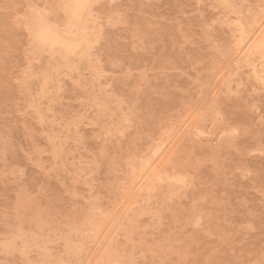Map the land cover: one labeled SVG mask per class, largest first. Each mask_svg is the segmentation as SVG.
<instances>
[{
  "label": "rangeland",
  "instance_id": "obj_1",
  "mask_svg": "<svg viewBox=\"0 0 264 264\" xmlns=\"http://www.w3.org/2000/svg\"><path fill=\"white\" fill-rule=\"evenodd\" d=\"M63 1L0 0V264H259L264 0Z\"/></svg>",
  "mask_w": 264,
  "mask_h": 264
},
{
  "label": "bare ground",
  "instance_id": "obj_2",
  "mask_svg": "<svg viewBox=\"0 0 264 264\" xmlns=\"http://www.w3.org/2000/svg\"><path fill=\"white\" fill-rule=\"evenodd\" d=\"M222 1L224 2V0H222ZM225 1H226V0H225ZM64 2H65V0L63 1V3H64ZM219 2H221V1H219ZM223 2H222V3H223ZM227 2H228V1H227ZM224 3H226V2H224ZM228 3H229V2H228ZM228 3H227V4H228ZM229 4H230V3H229ZM220 5H221V4H220ZM221 6L223 7V5H221ZM226 6H227V5H226ZM224 7H225V5H224ZM224 7H223V8H224ZM228 7H229V6H228ZM225 10H226V9H225ZM226 11H227V10H226ZM63 12L65 13V11H63ZM263 12H264V11H263ZM230 13H232V11H230ZM86 14H87V17H88V16H90L92 13L89 14V13L86 12ZM88 14H89V15H88ZM259 14H260V13H259ZM64 15L66 16V13H65ZM237 15H238V14H237ZM256 15H257V14H256ZM256 15H255V16H256ZM261 15H262V14H261ZM238 16H239V15H238ZM255 16H254V17H255ZM257 16H258V15H257ZM38 17H39V16H38ZM38 17H37V18H38ZM42 17H44V16L42 15ZM42 17H40V19H41ZM63 17H64V16H63ZM67 17H68V15H67ZM82 17H85V18H86V16H82ZM90 17H91V16H90ZM252 17H253V16H252ZM35 18H36V17H35ZM37 18L35 19V21L37 20ZM68 18H69V17H68ZM73 18H75L76 21H77V20L82 21V20L79 18V16H76V17H73ZM235 18H237V17H235ZM247 18H248V17H247ZM33 19H34V18H33ZM33 19H32V20H33ZM43 19H44V18H43ZM43 19H42V21H43ZM47 19H48V18H47ZM47 19H46V20H47ZM75 19H74V20H75ZM86 19H87V18H86ZM88 19H89V17H88ZM257 19H258V18H257ZM261 19H262V18H261ZM48 20H49V19H48ZM65 20H66V21L68 20L67 22H70L69 19H65ZM65 20H63V21H65ZM91 20H92V19H91ZM91 20H89V21H87V22H84V23H85V24H86V23H87V24H88V23L90 24V21H91ZM38 21H39V20H38ZM44 21H45V20H44ZM66 21H65V22H66ZM84 21H85V19H84ZM236 21H237V20H236ZM236 21H234L233 23H236ZM245 21H246V20H245ZM30 22H31V21H30ZM30 22H28V24H29ZM77 22H78V21H77ZM77 22H76V23H77ZM92 22H93V24L96 23V22H94V21H92ZM238 22H239V21H238ZM255 22H257V20H256ZM32 23H35V22L33 21ZM32 23H31L29 26L34 25V24H32ZM39 23H40V25H41V24L44 25V22H43V23L39 22ZM39 23L37 24L38 26H39ZM46 23H47V21H45V24H46ZM48 23H49V22H48ZM248 23H249V22H248ZM78 24H82V23H78ZM78 24H77V28H76V29H78ZM85 24H84L83 26H85ZM87 24H86V25H87ZM89 24H88V26H89ZM238 24H240V23H238ZM243 24H244V23H243ZM258 24H259V23H258ZM43 25H42V26H43ZM46 25H47V24H46ZM50 25H51V24H49V26H50ZM72 25H73V24H72ZM94 25H95V24H94ZM236 25H237V24H236ZM247 25H248V24H247ZM256 25H257V24H256ZM29 26H27V27H28V28H31V30L29 31V35H30V32H32L33 29H32V27H29ZM52 26H56V27H57L58 25H54V24H53ZM68 26H70V27H68ZM68 26L66 25V28L68 27L67 29L73 27V26H71V25H69V24H68ZM237 26H238V25H237ZM237 26H235V27L237 28ZM56 27H55V28H56ZM85 27L88 28L87 26H85ZM239 27H240V26H239ZM239 27H238L237 29H239ZM246 27H247V26H246ZM246 27H245V28H246ZM33 28H34V26H33ZM51 28L55 29L54 27H51ZM57 28H58V27H57ZM57 28H56V29H57ZM73 28H74V27H73ZM80 28H82V27H80ZM80 28H79V29H80ZM236 28H235V29H236ZM261 28H262V27H261ZM36 29H37V27H36ZM36 29L34 28V30H36ZM49 29H50V28H49ZM61 29L64 30L65 27H64V28H61ZM61 29H58V33L61 32V31H59V30H61ZM67 29H66V30H67ZM74 29H75V28H74ZM76 29H75V30H76ZM84 29H85V28H84ZM84 29H80L81 32H83V33L80 32L81 35H82V34H85L86 31L84 32V31H83ZM34 30H33V32H34ZM37 30H38V29H37ZM66 30H65V31H66ZM75 30H74V32H75ZM53 31H54V30H53ZM53 31L46 30V29H43V28H42L41 30L37 31V38H38V41H40L41 43H43V45L45 44L46 47H47V45H49V46H51V47H52V46H55V45H60V47H59V46H58V47L60 48V51H62V52H64V53H66V52H70V50L73 49V48H75V50H77L76 48L80 47V46H81V43H82V44L84 43V42H82L83 39L80 40L79 42H75V41L73 40V39H75V40L78 39V38L75 36V34L77 35L76 32H75V34L73 35V38H72V34L74 33V32H73V29H72L71 31H68V32H70V33H72V32H73V33H72V34L69 33L70 35H69V34H66V35H68V36L65 35V38H61V37H63V35H64L65 33H64V34L61 33L62 36H59L56 32H53ZM76 31H77V30H76ZM241 31H243V30L241 29L240 32H241ZM33 32H32V33H33ZM62 32H63V31H62ZM88 32H90V31H88ZM91 32H92V31H91ZM236 32L238 33V30H236ZM258 32H259V31H258ZM32 33H31V34H32ZM34 33H35V32H34ZM78 33H79V31H78ZM99 33H101V32H99ZM253 33H254V32H253ZM240 34H241V33H240ZM257 34H258V33H257ZM78 35H79V34H78ZM81 35H80V36H81ZM235 35H236V33H235ZM238 35H239V34H238ZM244 35H245V33H244ZM248 35H249V34H248ZM32 36H33V34H32ZM32 36H30L31 39L33 38ZM70 36H71V37H70ZM74 36H75L76 38H75ZM86 36H87V35H86ZM239 36H240V35H239ZM263 36H264V35H263ZM34 37H35V36H34ZM66 37H67V38H66ZM78 37H79V36H78ZM83 37H84V35L81 36V38H83ZM84 38H85V37H84ZM91 38H92V36H91ZM91 38H90L88 41L91 42ZM239 38H240V37H239ZM255 38H256V37H255ZM255 38H254V39H255ZM33 39H34V38H33ZM61 39H62V41H61ZM79 39H80V38H79ZM86 39H87V38H86ZM241 39H242V38H241ZM254 39H253V40H254ZM35 40H36V39H35ZM236 40H237V39H235L234 41L236 42ZM238 40L240 41V39H238ZM259 40H260V39H259ZM90 42H89V44H87V45H90ZM237 42H238V41H237ZM259 42L261 43V41H259ZM32 43H33V42H32ZM240 43H241V41H240ZM249 43H250V42H249ZM251 43H252V41H251ZM38 44H39V43H38ZM236 44H237V43H236ZM41 45H42V44H41ZM240 45H241V44H240ZM240 45H239V47H240ZM248 45H249V44H248ZM248 45H246V47H247ZM253 45H254V44H253ZM257 45H259V43H257ZM37 46H38V45H37ZM49 46H48V47H49ZM73 46H74V47H73ZM84 46H85V45H84ZM234 46H235V45H234ZM254 46H255V45H254ZM254 46H252V47H254ZM89 47H90V46H87V49H88ZM259 47H260V46H259ZM35 48L37 49L38 47H35ZM39 48H40V46H39ZM39 48H38V49H39ZM43 48H45V47L43 46L42 49H43ZM52 48H56V47H52ZM52 48H50V49H52ZM85 48H86V46H85ZM237 48H238V47H237ZM240 48H241V47H240ZM254 48H255V47H254ZM256 48H257V47H256ZM256 48H255V49H256ZM263 48H264V47H263ZM42 49H40V50H38V51H41ZM46 49H47V48H46ZM50 49H48V50H50ZM79 49H80V48H79ZM246 49H247V48H245L244 50H246ZM248 49H249V48H248ZM260 49H261V48H260ZM260 49H259V50H260ZM73 50H74V49H73ZM73 50H71V51H73ZM81 50H82V49H81ZM81 50H80V51H81ZM126 50H128V49H126ZM233 50H234V48H233ZM239 50H240V49H239ZM244 50H243V52H244ZM45 51H46V50H45ZM45 51L43 50V52H45ZM52 51H54V50H52ZM57 51H58V50H57ZM57 51H55V52H57ZM82 51H83V50H82ZM252 51H253V50H252ZM41 52H42V51H41ZM55 52H54V53H55ZM75 52H76V51H75ZM75 52H74V53H75ZM243 52H242V53H243ZM260 52H261V51H259V53H260ZM50 53H51V52H50ZM54 53H52V54H54ZM71 53H72V52H71ZM81 53H85V52H81ZM245 53H246V52H245ZM259 53H258V54L255 53L254 55H258V56H259ZM55 54L57 55V53H55ZM59 54H60V52H59ZM59 54H58V55H59ZM78 54H80V53H78ZM233 54H234V53H233ZM233 54H232V55H233ZM250 54H251V53H250ZM252 54H253V53H252ZM260 54H263V53H260ZM74 55H75V54H73V56H74ZM80 55H81V54H80ZM245 55H246V54H245ZM51 56H52V55H50V57H51ZM63 56H64V55H63ZM66 56H67V55H66ZM59 57H61V56H59ZM64 57H65V56H64ZM79 57H80V56H78V58H79ZM84 57H85V55H84ZM84 57H83V58H84ZM261 57H262V55H261ZM51 58H53V57H51ZM54 58H55V57H54ZM57 58H58V57H57ZM81 58H82V57H81ZM244 58H245V57H244ZM55 59H56V58H55ZM55 59H54V60H55ZM60 59H61V58H60ZM66 59H67V58H66ZM76 59H77V58H76ZM241 59H242V58H241ZM241 59H240V61H242ZM246 59H248V56H247ZM263 59H264V58H263ZM52 60H53V59H52ZM54 60H53V61H54ZM58 60H59V59H58ZM63 60H65V59L63 58ZM261 60H262V59H261ZM82 61H83V60L81 59V62H82ZM84 61H85V60H84ZM91 61H92V60H91ZM91 61H90V62H91ZM255 61H256V60H255ZM54 62H55L56 65H57V63L60 62V61H54ZM61 62H62V61H61ZM63 62H64V61H63ZM79 62H80V60H79ZM79 62H78V64H81V63H79ZM85 62H86V61H85ZM244 62H245V60H244ZM241 63H243V62H241ZM248 63H249V61H248ZM254 63H256V62H254ZM73 64L76 65L77 62H76V63L73 62ZM78 64H77V65H78ZM246 64H247V63H246ZM261 64L263 65V63H261ZM61 65H62V67L64 66L63 64H60V66H61ZM77 65H76V67H78ZM60 66L58 65V67H60ZM65 66H66V64H65ZM65 66H64V67H65ZM254 66H255V65H254ZM260 66H261V65H260ZM72 67H74V66H72ZM70 68H71V66H70ZM253 69H254V68H253ZM258 69H259V67H258ZM261 69H262V67H261ZM255 71H256V70H255ZM255 71H254V72H255ZM261 71H263V70H261ZM251 72L253 73V70H252ZM263 72H264V71H263ZM257 73H258V71H257ZM255 74H256V72H255ZM259 75H260V73H259ZM261 75H264V73L261 74ZM263 77H264V76H263ZM254 78L256 79V76H255V75H254ZM261 78H262V77H261ZM262 79H263V78H262ZM257 81L259 82V80H257ZM263 81H264V80H263ZM260 83H261V82H260ZM262 83L264 84V82H262ZM263 84H262V85H263ZM263 86H264V85H263ZM263 88H264V87H263ZM213 115H214V114H213ZM189 129H190V128H189ZM195 131L198 132V130H195ZM200 132H201V131H200ZM226 136H227V135H226ZM226 136H225V137H226ZM221 137H222V135H221ZM221 137H220V138H221ZM223 137H224V135H223ZM227 137H228V136H227ZM230 140H231V138H230ZM167 155H168V154H167ZM165 157H166V156H165ZM168 158H169V157H168ZM159 159H160V158H159ZM155 164H156V163H155ZM155 164H154V165H155ZM158 166H159V165H158ZM154 167H155V166H154ZM154 167H153V168H154ZM156 168H157V167H156ZM139 169H140V168H139ZM139 169H138V170H139ZM142 169H143V168H142ZM159 170H160V169H159ZM150 171H151V170H150ZM137 172H138V171H137ZM142 173H143V172H142ZM160 173H161V172H160ZM134 174H135V173H134ZM147 174H148V173H147ZM156 174H157V176H158V173H157V172H156ZM133 176H134V175H133ZM135 176H137V175L135 174ZM157 176H156V177H157ZM168 177H169V176H168ZM173 177H174V176H173ZM178 177H179V176H178ZM178 177L175 178V179H176L175 181H177V178H178ZM150 178H151V177H150ZM144 179H145V178H144ZM144 179H143V180H144ZM156 179H157V178H156ZM166 179H167V178H166ZM168 179H170V178H168ZM168 179H167V180H168ZM178 179H180V178H178ZM170 180H171V179H170ZM173 180H174V179L172 178V181H173ZM161 181H162V180H160V182H161ZM184 181H185V180H184ZM184 181H183V182H184ZM169 182H171V181H169ZM177 182H178V181H177ZM180 182H181V181H180ZM183 182H182V183H183ZM176 184H177V183H176ZM144 185H145V184H144ZM152 186H153V185H152ZM150 187H151V186H150ZM145 188H146V187H145ZM148 189H149V188H148ZM152 189H153V188H152ZM152 189H150V190H152ZM141 190H142V189H141ZM143 191H144V190H143ZM138 193H139V192H138ZM112 264H113V262H112Z\"/></svg>",
  "mask_w": 264,
  "mask_h": 264
},
{
  "label": "snow or ice",
  "instance_id": "obj_3",
  "mask_svg": "<svg viewBox=\"0 0 264 264\" xmlns=\"http://www.w3.org/2000/svg\"><path fill=\"white\" fill-rule=\"evenodd\" d=\"M231 6V5H227ZM56 7L61 8L65 11V13L68 16L76 17V16H82L84 13H92V10L96 7L94 3H92V0H70L68 3H61L59 5H56ZM92 17L95 19L96 23H101L100 19L95 16L94 13H92ZM93 31H96L95 28L92 29ZM85 56H87L90 60L94 59L92 57V48L89 47L85 51ZM219 121L221 123L225 122V118L223 115H220L218 117ZM37 264H75L74 261H68V260H59V261H38ZM125 264H137L135 260H128L125 261ZM259 264H264V260H261Z\"/></svg>",
  "mask_w": 264,
  "mask_h": 264
}]
</instances>
